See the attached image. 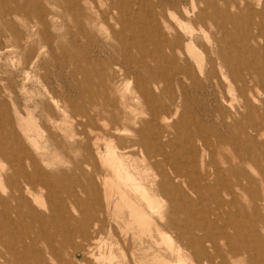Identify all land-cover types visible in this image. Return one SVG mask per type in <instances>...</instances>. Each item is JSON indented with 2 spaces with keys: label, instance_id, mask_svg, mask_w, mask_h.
<instances>
[{
  "label": "rangeland",
  "instance_id": "rangeland-1",
  "mask_svg": "<svg viewBox=\"0 0 264 264\" xmlns=\"http://www.w3.org/2000/svg\"><path fill=\"white\" fill-rule=\"evenodd\" d=\"M127 1L133 4L141 0L122 2L127 5ZM91 2L105 10L104 0ZM143 2L145 13L157 17L156 23L168 40L177 38L178 41L171 48L166 43L150 46L159 60L142 63L141 59H136L127 65L122 52L119 59H113L109 49L119 44L111 38L113 22L95 28L90 19L76 14L73 4L65 6L64 0H0V129L7 138L19 139L43 167L48 182L56 185V188L45 189L41 204H35L43 213L41 224H34L32 216L26 217L0 238L3 260L13 262L12 258L28 247L39 251L38 260L45 261L43 264L51 261L55 264H154L157 256L174 261L166 247L158 245L161 242L157 232L153 231L152 237L141 235L137 231L138 224L129 218L128 210H118L116 216L113 208L107 209L101 185L110 175L108 168L95 156L79 162L77 157L81 152L71 149L73 144L86 143L92 149L93 140L103 141L104 138L117 143L124 139L127 143H121L120 147L127 146L131 134L140 129L139 124L150 120L147 106L134 98L139 95L135 94L138 84L144 86L148 82L157 102L172 116L168 126L181 118L187 121L185 127L172 130V134L163 139L170 144L165 150L174 157L172 168L192 173L189 158L196 154L198 170L204 175L205 169L200 168L199 161L204 149L208 154L206 162L215 160L209 166L212 172L216 170L215 164L226 169L230 164H221L224 157L233 158L242 148H246L245 153L241 151L246 159L256 153L258 164L264 168V82L250 80L255 76L252 69L264 65V0ZM79 4H82L80 8L87 9L86 14L90 13L89 1ZM113 28L121 31L122 26ZM131 55L138 57L139 51L132 49ZM224 59L236 63L235 79L240 77L244 83L229 76ZM158 64L162 67L160 71L155 67ZM125 70L130 72L129 76ZM158 73L163 80L162 90L154 87L152 79ZM84 76L92 77L90 88L96 96L94 109L104 106L107 100L112 103L120 99L118 110L126 107L135 115L131 122L115 124L113 118L116 120L118 116L115 109L114 113H102L100 119L85 128L76 127L74 123L85 121L83 114L90 106L86 93H82L86 85ZM261 77L264 80V73ZM176 108L179 111L175 114ZM198 126L205 132L200 134ZM116 128L122 135L115 134ZM257 130L261 135L256 134ZM146 133L152 147L155 145L153 131ZM248 136L254 138L253 142ZM101 151H105L103 144ZM134 152L133 159L141 171L156 159L147 155L145 162L138 151ZM246 159L231 162L234 173L232 176L231 171L227 173L229 180L225 183L233 189L235 181L245 173L256 178L262 188L256 164ZM0 162V172L9 176L10 165L5 160ZM153 173L142 172L143 176ZM215 179L213 175L210 183L215 184ZM217 188L213 190L219 192ZM234 189L239 199L248 203L244 199L246 195ZM67 193H75L76 197L70 198ZM204 196L205 209L212 214L219 212L215 201L231 199L210 190ZM58 199L66 200V210H57ZM162 204L167 206L169 202L163 199ZM51 205L56 206H53L54 211L50 210ZM142 205L143 211L159 222L149 206ZM167 232L175 243L177 234ZM101 240L104 260L96 262L87 248L88 244ZM94 253L100 258L97 248ZM28 261L36 263L35 257H29Z\"/></svg>",
  "mask_w": 264,
  "mask_h": 264
},
{
  "label": "bare ground",
  "instance_id": "bare-ground-1",
  "mask_svg": "<svg viewBox=\"0 0 264 264\" xmlns=\"http://www.w3.org/2000/svg\"><path fill=\"white\" fill-rule=\"evenodd\" d=\"M81 1L84 0H72L71 4H69L70 0H64V3L67 7L73 4L76 8V14H82L86 19H90L95 28L105 27V25H109L112 22L113 26H122L121 31H116V28L110 26L111 38L116 39L119 44L109 46V49H111L113 59H119L118 56L122 52L124 62L127 65L132 64L136 59H141L142 63L147 62L149 59L159 60L156 53L149 47L166 43L171 48L178 41L177 38L174 41H169L168 36L160 30L156 23L157 17L145 13L144 6L146 4L143 2L144 0L133 4L127 1V5L122 2L123 0H104L105 10L98 9V6L95 7L91 0H86L91 3L90 13L88 14L85 12L87 9L80 8L82 4L79 3ZM167 26H170L168 22ZM132 49L139 51L138 57L131 55ZM223 61H225L229 76L233 77L237 82L241 80L244 83L245 81L240 77L235 79L236 63L227 59ZM161 64L155 65L156 70L160 71L162 69ZM252 70L255 76L252 75L250 80L263 84L264 80L261 76L264 73V65H258ZM125 73L129 76L130 72L125 70ZM159 73L152 76L156 89H161L163 83ZM91 79L92 77L84 76L86 85L82 89V93H86L90 106L87 107L83 114L85 121L74 123L76 127L85 128L95 119H100L102 113H114L115 109L116 111L118 110L117 106H119L121 101L117 99L110 103V100H107L104 102V106L94 109L96 96L94 95V90L90 88ZM136 88L137 93L135 94L139 95L134 98L137 101L142 100L143 104L147 106L146 109L150 120L139 124L140 129L135 130L133 135L131 134L132 138L127 146L120 147L121 143L122 145L127 143L124 139L120 140L121 143H117L107 138H104L103 141L99 139L93 140L92 149H90L89 143L82 146L71 145V149L81 152L77 157L79 162L82 163L89 157H97L108 168L110 175L103 179L101 185L104 189V200L107 209L113 208L116 216H118V210L120 212L121 209L123 211L124 209L128 210L129 218L132 219V222L138 224L137 231L141 235H150L152 237V232H157L161 242L158 245L165 246L166 251L174 261L166 256H157L154 258V264H264V168H261L258 164L260 161H257L258 156L256 153L251 157L248 155V159H246L247 156L244 154L246 148L239 149V151L235 152L233 158L224 157L221 161L222 165L230 164V167L222 169L218 164H215V174V171L212 172L209 167L215 163V160L207 163L208 154L204 149L201 150L202 153L199 160L200 168L205 169L204 175L198 170L196 154L189 158L191 170H193L192 173L190 171L184 172L179 168L177 170L172 168L174 157L165 150V147L170 144L163 139L171 135L172 130L177 131L181 127H185L187 121L185 118H181L173 122L172 126H168L167 124L171 122L172 116L168 115L165 107L157 102L156 95L149 87L148 82L144 86L138 84ZM121 103L124 105L123 102ZM124 103H127L126 100H124ZM125 108L123 111L118 110L117 119L115 120L116 117L113 118V122H117L115 124L120 122L124 124L130 123L134 118L135 115L129 113ZM178 111L179 109L176 108L175 114ZM161 122L166 125L161 124ZM62 126L64 125L62 124ZM147 130L153 131L155 145L152 147H149L150 144L146 140ZM259 131L257 130L256 134H259ZM198 132L200 134L205 132L202 126H198ZM115 134L122 135V131L116 128ZM70 136L73 137L74 135L71 134ZM50 137L54 138L52 133ZM252 139L254 138L249 137L250 142H253ZM247 142L251 144L249 141ZM102 144L105 146L104 152L101 151ZM134 151H138V156L145 162H147V155H153V158H156L144 169L146 172L147 170L154 171L152 176L149 174L143 176L142 172L144 171L138 168L136 160L133 159V155H136ZM158 158L160 160H157ZM244 158L248 162L256 164L257 171L261 177L259 182L262 184V188H259L256 178L254 179L245 173L242 174V179L239 178L235 181L234 188L246 195L244 199L248 203L240 200L237 191L234 188L232 189L231 185L225 183L229 180L227 173L231 171V176L234 173L231 162L238 159L244 161ZM3 160L10 165L11 173L9 176H5L0 172V238H2L4 233L16 228V225L21 223L22 219H26V217L30 218L32 216L30 219L32 220L33 218L34 224H41L43 213H40L35 204H41L45 189L56 188V185H51L48 182V175L45 174L43 167L39 166L37 159L23 147V144L19 143V139H14V137L7 138L2 129H0V161ZM262 161H264V154ZM213 175L216 178L215 184L210 183ZM216 187H218L219 192L213 190ZM209 190L217 196L226 194V196L231 198L230 200L220 199V201H215L218 205V213H208L205 209L207 204L206 200H204V195ZM75 193L67 194L70 198H74L76 197ZM163 199H166L169 205H163ZM209 199L213 200L211 197ZM58 200L56 201L57 210H66V200ZM96 202L97 199H95ZM142 203L149 206L148 208L153 212L152 214L158 217L159 222L143 211ZM53 206L51 205V211H54V207L56 208V206ZM167 231L177 234L175 243ZM12 239H15V237H12ZM96 248L100 253V258H96L94 253ZM87 250L91 257L95 258L96 262L104 260V256H102L104 255L102 253V240L88 244ZM38 252L37 250L32 251L27 247L25 252H21L12 258L13 262L5 258L3 260L0 253V262L2 264H13L16 262L31 264L28 258L35 257V264H43L45 261L40 262L38 260L40 258ZM76 255V260L78 261V252ZM111 258L113 260L114 256ZM47 264L55 263L51 261Z\"/></svg>",
  "mask_w": 264,
  "mask_h": 264
}]
</instances>
